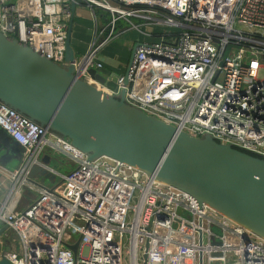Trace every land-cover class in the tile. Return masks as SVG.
I'll return each mask as SVG.
<instances>
[{
	"label": "built area",
	"instance_id": "obj_1",
	"mask_svg": "<svg viewBox=\"0 0 264 264\" xmlns=\"http://www.w3.org/2000/svg\"><path fill=\"white\" fill-rule=\"evenodd\" d=\"M72 1L0 0V31L67 65ZM79 1L95 19L98 9L110 16L74 62L78 76L111 94L126 89L129 103L192 136L210 134L264 157V0ZM121 20L126 28H118ZM163 26L159 40L138 42L117 82L91 77L90 68L104 67L99 51L118 35L152 36L147 28ZM0 127L23 151L0 204V222L17 233L19 249L0 246V258L12 264H126L127 257L128 264H264V238L189 192L108 156L91 161L68 138L1 101ZM55 152L75 168L58 173L62 182L53 190L40 188L30 180L31 168L45 166L43 156ZM27 190L37 196L14 210ZM80 236L75 256L67 243Z\"/></svg>",
	"mask_w": 264,
	"mask_h": 264
},
{
	"label": "water",
	"instance_id": "obj_2",
	"mask_svg": "<svg viewBox=\"0 0 264 264\" xmlns=\"http://www.w3.org/2000/svg\"><path fill=\"white\" fill-rule=\"evenodd\" d=\"M78 2L72 1L67 65L0 31V101L49 132L68 138L89 160L108 156L132 165L189 192L201 205L208 204L264 238V157L220 142L210 134L192 136L129 103L126 89L111 94L78 76L72 41ZM137 46L130 50L129 65ZM89 73L107 85L110 77L115 83L120 76L106 67L90 68ZM2 130L1 138L6 139H1L0 156L15 149ZM14 146L19 150L17 143ZM42 161L45 166L35 164L31 168L30 180L40 188L53 190L62 182L58 180L60 171L52 165L51 154L43 156ZM27 191L37 196V192ZM81 238L67 243L75 256ZM144 258H148L147 253ZM202 258L201 254V262ZM0 264L12 263L2 256Z\"/></svg>",
	"mask_w": 264,
	"mask_h": 264
},
{
	"label": "crops",
	"instance_id": "obj_3",
	"mask_svg": "<svg viewBox=\"0 0 264 264\" xmlns=\"http://www.w3.org/2000/svg\"><path fill=\"white\" fill-rule=\"evenodd\" d=\"M98 14L97 19H95L86 4L82 1L78 2L76 7L74 33L72 37V41L74 43L73 45L78 58L82 57L87 53L90 45L94 41L96 29L104 25L106 22L104 17V11H100V13L98 12ZM134 20L138 19L134 18ZM127 26L128 23L124 20H121L119 22L118 28L123 29ZM157 29V27L147 28V30L150 32H153ZM75 30L78 31L77 34H75ZM150 37L151 36L141 34L137 30H129L125 33L118 35L108 45L103 47L99 51L98 59L104 63V67L111 70L113 73L121 75L127 70L131 55V48L134 47V45H136V43L140 41H150ZM119 40H121V43H116V41ZM127 50L129 51V53L127 52ZM1 139L6 138H1L0 134V146H2ZM9 141L15 149L6 150L4 156H0V204L6 199V197L10 193L12 187L11 175L20 167L23 160L22 149L19 148V150H16L17 147L14 146L16 143L12 139H9ZM51 155L53 156V154ZM68 162L75 167V164L73 162L69 160ZM24 192L25 193L23 194V196L19 198L17 202L16 200H14L13 202V208L16 211H21L25 209L28 204L34 199L33 193H29V191ZM0 246L3 249H10L15 251L19 249V237L17 233L13 229L7 227L4 222H0Z\"/></svg>",
	"mask_w": 264,
	"mask_h": 264
},
{
	"label": "rangeland",
	"instance_id": "obj_4",
	"mask_svg": "<svg viewBox=\"0 0 264 264\" xmlns=\"http://www.w3.org/2000/svg\"><path fill=\"white\" fill-rule=\"evenodd\" d=\"M162 28H165V26H163ZM116 43L120 44L121 40L116 41ZM262 73H263V70H261L260 75H262ZM52 165L56 167V169H58L61 174H67L75 168L71 163L68 162L67 157L64 154L56 153V152L52 156ZM58 180H61V175L58 176ZM214 230L220 233L219 228L214 227ZM87 253H88V247H84L83 254L86 255ZM128 262H129V259L127 257L126 264H128Z\"/></svg>",
	"mask_w": 264,
	"mask_h": 264
},
{
	"label": "trees",
	"instance_id": "obj_5",
	"mask_svg": "<svg viewBox=\"0 0 264 264\" xmlns=\"http://www.w3.org/2000/svg\"><path fill=\"white\" fill-rule=\"evenodd\" d=\"M100 11H102L101 9H98V11H97V13L98 12H100ZM104 17H105V20H106V22L108 21V18H109V16H110V13L109 12H106V11H104ZM99 15V14H98ZM105 22V23H106ZM158 29L157 30H154L153 32H152V36L150 37L151 38V40H159L160 39V37H161V35H163V33L164 32H167V29L166 28H162V27H157ZM78 33V31L77 30H75V34H77ZM81 35V34H80ZM74 44V43H73ZM127 52L129 53V51L127 50ZM115 53V52H114ZM130 54H131V51H130ZM19 148H21V147H19ZM257 155V154H256ZM260 156V155H259Z\"/></svg>",
	"mask_w": 264,
	"mask_h": 264
},
{
	"label": "bare ground",
	"instance_id": "obj_6",
	"mask_svg": "<svg viewBox=\"0 0 264 264\" xmlns=\"http://www.w3.org/2000/svg\"><path fill=\"white\" fill-rule=\"evenodd\" d=\"M96 85V84H95ZM97 86V85H96ZM98 87V86H97Z\"/></svg>",
	"mask_w": 264,
	"mask_h": 264
}]
</instances>
